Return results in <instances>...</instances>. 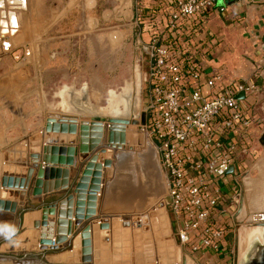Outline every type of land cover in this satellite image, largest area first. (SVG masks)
<instances>
[{
  "label": "crops",
  "instance_id": "obj_1",
  "mask_svg": "<svg viewBox=\"0 0 264 264\" xmlns=\"http://www.w3.org/2000/svg\"><path fill=\"white\" fill-rule=\"evenodd\" d=\"M29 1L18 0L16 4L25 10ZM136 1L55 0L58 4L56 9L51 7L45 17L43 16L46 12L42 13L41 31L37 26L38 21L33 22L37 13L29 14L31 17L27 16L29 24L27 23L24 32L17 36H13L10 30L11 27H17L16 25L19 27V16L13 13L14 23L5 17V23H0V42L11 47L14 45L13 41L19 43L29 40L30 48L27 49L23 65L34 69L36 78H32V82L35 79V82L41 81L42 84L44 81L41 78L44 79L43 76L51 72L55 65L53 62L66 52V46L70 49L69 42L72 37L74 40L79 37V42L73 46L81 43L82 32L77 28L82 26L83 21L92 31L104 24L117 22L112 36L105 41H99L105 42L106 50L113 52L127 44V50L131 54L137 50L141 51L145 40L134 22ZM224 1L227 9L224 12L216 11L208 17L206 23L197 30L194 44L197 47L196 54L203 62L204 79L215 75L221 77L217 81L216 90L234 82L255 84L254 91L243 96L251 108L253 121L250 126L242 127L236 135L233 171L230 172L225 185L223 215L226 214V205L230 199H234L237 205L236 215L240 204L245 212L264 208V0ZM100 2H103L101 7ZM5 7L11 8L7 4ZM70 18L74 19L75 31L69 33L65 21ZM51 30L56 32L53 37ZM35 33L39 34L36 36ZM10 34L12 36L4 39ZM51 38H55L57 43L51 45ZM53 49H56V52ZM122 63L121 65L125 66V62ZM80 65L79 62L77 67ZM65 80L59 82H66ZM73 82H76L75 75ZM65 90H59L55 96L63 98ZM45 121L48 123L47 118ZM47 123L44 131L28 136L26 143L20 146L21 151L13 149L15 144H7L12 137L17 138V131H10V141L7 140L4 144V131L8 133L9 128H0V147L5 146L8 149V152L0 156V166L3 165V169L7 171L4 175L0 174V191L5 190L6 193L0 195V240L1 244L6 245L5 249H0V255H10L1 257L11 260L38 258L45 264H177L178 245L175 237L158 235L152 222L147 224L148 229L145 230L149 235H139V231L135 233L133 218L138 216V213L132 210L129 204L137 203L136 194H133L132 199L129 189L126 191L127 196H124L123 192L116 193L121 189V180L128 183V188L133 179V185L141 182L146 186L149 183L152 194L157 195L161 192L163 176L167 187L158 148L149 139L148 142L145 141L148 144L144 143L136 148L126 144L118 148L117 144L109 141V131L105 128L101 148L85 157L80 153L83 131L80 119L74 116L59 120L57 124ZM46 146L65 149L64 152L55 153L59 158L55 168L61 171L60 175L43 177V185L37 187L38 169L35 168V172L29 177L28 186H15L20 183L21 178L27 177V170L33 166L34 154L38 155L39 164H43L41 159ZM106 147L115 151L113 157L105 155ZM125 147L127 150H124ZM70 149L74 152H69ZM106 159L111 160L110 166L104 165ZM89 162H93L95 168H87ZM83 176L87 177V180L82 194L74 190ZM68 194H73V217L70 218L71 234L68 233V241L55 248H43L40 241L56 235L59 207L51 205L65 199ZM63 210L68 211L69 208L64 206ZM235 215L232 217L233 221L240 222L242 213L234 217ZM114 218H120L118 241H113ZM163 226L169 228L172 233L173 226L169 216L163 219ZM126 235L129 237L127 240L124 239ZM84 241H89V245L83 246ZM53 250L56 251L50 256L48 252ZM218 254L221 253L211 251L192 256L199 259L212 255L215 257ZM83 257H89L90 261H84Z\"/></svg>",
  "mask_w": 264,
  "mask_h": 264
},
{
  "label": "built area",
  "instance_id": "obj_2",
  "mask_svg": "<svg viewBox=\"0 0 264 264\" xmlns=\"http://www.w3.org/2000/svg\"><path fill=\"white\" fill-rule=\"evenodd\" d=\"M136 8L134 22L145 40L141 55L147 56L145 132L159 150L180 248L191 255L221 252L235 138L253 121L238 95L250 94L255 84L216 90L219 75L204 79L194 38L211 14L227 9L224 0H137Z\"/></svg>",
  "mask_w": 264,
  "mask_h": 264
},
{
  "label": "rangeland",
  "instance_id": "obj_3",
  "mask_svg": "<svg viewBox=\"0 0 264 264\" xmlns=\"http://www.w3.org/2000/svg\"><path fill=\"white\" fill-rule=\"evenodd\" d=\"M17 1L0 0V5H2L0 6V23H5V17H8L9 21L14 23L13 13H17L19 16V27L16 25L17 27H11L10 30L13 36H17L24 32V27L28 23L27 16L29 17L32 13H37V18H35L33 22L38 21L37 26L39 27V31H41L42 13L46 12L43 16L45 17L51 7L56 9L58 5L55 0H30L28 2V7L23 10L16 4ZM20 1L24 2V0ZM6 4L11 8L6 9ZM102 4L103 2H100L99 6L101 7ZM30 21L31 20H29V22ZM65 23L66 29H69V33L75 31V28H73L74 19H66ZM81 27L79 29L77 28L78 31L80 30L82 32L81 43L73 46L74 43L79 42V37H76L75 40L74 37H72V39L70 38V49L68 50L66 46V52L62 53L58 60L53 62L55 65L51 68V72L43 76L44 79L41 78V80L44 81L42 84H40L41 81L35 82V79H33L32 82V78H36L34 77V69L27 68L26 65H23L26 59L27 49L30 48L28 46L29 40H23V42L19 43H17L18 41H13L14 45L11 47L5 44L2 45L0 42V54L2 57V60H0V128L1 126H7L6 128H9L8 133L6 130L4 131L5 136L2 138L4 144H6L7 140L10 141V131L12 132V130H15L17 131L15 134L17 138L12 137L13 139L7 142V144H15L13 149L21 151L20 146L26 143L28 136L30 137L37 134V132L44 131V128L48 126L46 125L47 122L45 118H47V124L49 125L52 123L57 124L59 120L63 121L69 117L74 118V116L81 121L85 119L90 121L89 119L93 116V112L107 117L119 118H132V114H134L135 118H139L144 103L147 101L146 84L144 80L146 74L144 64L147 57L146 54L141 55V51L137 49V52L135 51L131 54V52L127 50V44H123V46L110 52L105 49V46H107L105 42L99 43L100 40L105 41L112 36L113 29L117 27V22L115 24V21L104 24L94 31L88 28L85 21H83ZM36 29H33V31H37ZM55 33V31L51 30L52 37ZM11 34L4 37V39H8L12 36ZM38 34L39 33H35L34 35L37 36ZM38 38H40V36ZM50 43L51 45L52 43L55 44L57 40L51 38ZM55 50L53 49L54 52H56ZM79 62L81 65L77 67ZM121 62H125V66H122ZM74 75L76 77V82H73ZM63 79H66V82H59V80ZM63 89H66L63 92V98L55 96L59 90ZM75 92L80 94H75ZM115 127L122 128L123 132L126 133V145L136 148L144 143L148 144L145 142H148L149 139L147 134L139 132L137 125L129 123L124 127H120L119 125ZM124 150H127V147H125ZM6 151L8 152L7 147H0V156L5 154ZM104 153L108 157H113V155H115L114 150ZM6 173L7 171L3 169V165L0 166V174L4 175ZM121 182V189L117 190L116 193L123 192V194H125L124 196H127L129 192L132 199H134L132 197L133 194H136L137 203L129 204V207L138 213V216L136 215L134 218L141 219L143 223L145 218L146 225L152 222V226H155L158 235L173 236L170 229L163 226V219H167L166 211L158 208V204L164 202L167 197V187L164 183L163 176L161 178V192L157 195L152 194L149 183H147L146 186H143L141 182L138 183V185H133V179L128 188V183H126V181L121 180ZM123 207H125L124 203ZM226 207L227 210L224 215V220L227 225V235L224 250L215 257L212 255L209 256V258L199 259L183 251V254L181 253L179 256L183 257L185 255L189 260V264L234 263L238 248L237 238L241 232L245 230L250 231L252 229V227H246L245 224L251 214L245 211L242 212V217L239 219L240 222L237 223V221H233L232 218L237 208L235 200L230 199ZM125 211H123V214ZM134 228L135 233L139 231V233H137L139 235H149V233L145 231L144 225L139 227L140 229L138 227ZM163 239L162 248L164 243ZM1 243L2 241L0 242V249L3 247L5 249L6 245ZM54 251L56 250L48 252L49 255L51 256L54 254ZM43 260L45 261V259ZM0 264L45 263L38 258L11 260L10 258L0 257ZM177 264H181V262Z\"/></svg>",
  "mask_w": 264,
  "mask_h": 264
},
{
  "label": "water",
  "instance_id": "obj_4",
  "mask_svg": "<svg viewBox=\"0 0 264 264\" xmlns=\"http://www.w3.org/2000/svg\"><path fill=\"white\" fill-rule=\"evenodd\" d=\"M2 6V5H0ZM147 51V50H146ZM145 51V52H146ZM0 60H2V57H0ZM144 80L146 82L147 80V74L144 76ZM244 94L240 93L238 95L239 98H243ZM148 101H145L144 106L142 108V111L139 114V118H135V115L132 114V118H119V117H107L105 115H101L99 113L93 112V116L89 119L82 120V133H81V151L80 153L83 156H87L89 153H94L97 150L101 148V141L103 138V134L105 131V128L109 131L108 137L109 141L117 144L118 148H121L123 144L127 143L126 139V133L123 132L122 128L115 127L119 125L120 127H124L127 124H134L137 125L139 132H145V127L147 125V117H148ZM107 125V126H106ZM85 129V130H84ZM57 151L64 152V148H60L57 146L51 147L46 146L43 150L44 156L42 157V165H40L39 157L37 154H34L33 157V166H31L27 170V177L21 178L20 183H16L15 186H19L20 188H24L26 185L28 186L29 183V177L35 172V168H37V179H36V185L37 187H40L43 185V180H41L43 177H53L55 175H60L61 171L57 170L55 168L56 165L59 163V158L55 154ZM107 152H112V148L106 147ZM69 152H74L73 149H70ZM53 153V155H51ZM38 163V164H37ZM112 164L110 159H106L104 162L105 166H110ZM87 168H95V164L93 162H89ZM233 171V168H231L230 172ZM17 180V179H16ZM87 180V177H82L80 179V182L76 185L75 192L78 193H84L85 188V181ZM19 181V180H18ZM97 182H99L97 180ZM14 183V182H13ZM12 183V184H13ZM98 187H96V190ZM51 190V189H50ZM95 190V191H96ZM47 191V190H46ZM5 190L0 191V195H5ZM257 201V200H256ZM170 203V198L167 196L166 200L164 202H160L158 204L159 209H163L166 211L167 216H169L171 222H172V234L175 237L177 241V255H176V262H181V264H189V260L187 257L182 255L183 257H180L179 255L183 251L180 248V238H179V229L175 222L174 216L169 212L168 205ZM73 205V194H68L65 199H62L58 203H54L51 206L59 207L58 211V220L56 221L57 228H56V235L44 238L42 239L41 245H43V248H46L47 246H51L53 248L58 247V245H61L63 243H66L68 241V235L71 234V223L70 218L73 217V212L71 211V207ZM64 206H67L69 208L68 211H64ZM243 205L240 204L239 209L236 213V216L240 215L242 212ZM250 218L247 220L246 227H252L250 231H244L241 232L239 237L237 238V253L235 254V261L233 264H264V208L262 210H252L249 212ZM138 220V221H137ZM114 225L113 228V241H118L119 238H117V234L119 233L118 227L120 226V218H114ZM133 226L134 227H141L144 225V229L147 230L148 226L146 225L144 218V223L141 219L133 218ZM79 221L76 222L78 224ZM55 223H51V225H54ZM38 225V223H36ZM127 225V224H124ZM86 228V230H88ZM254 231H258L259 234L255 235ZM69 233V234H68ZM108 234V232L106 233ZM128 235L124 236V239H128ZM89 245V241H84L83 246ZM1 256H10V255H0ZM14 257V256H11ZM180 257V258H179ZM182 258V259H181ZM84 261H90V258H82Z\"/></svg>",
  "mask_w": 264,
  "mask_h": 264
},
{
  "label": "bare ground",
  "instance_id": "obj_5",
  "mask_svg": "<svg viewBox=\"0 0 264 264\" xmlns=\"http://www.w3.org/2000/svg\"><path fill=\"white\" fill-rule=\"evenodd\" d=\"M3 39V38H2ZM9 43V42H8ZM0 49H1V47H0ZM6 50H8V49H6ZM5 52V51H4ZM0 57H1V54H0ZM130 222V221H129ZM257 233V234H256ZM255 235H258L259 234V232L258 231H255V233H254ZM174 245V244H173Z\"/></svg>",
  "mask_w": 264,
  "mask_h": 264
},
{
  "label": "flooded vegetation",
  "instance_id": "obj_6",
  "mask_svg": "<svg viewBox=\"0 0 264 264\" xmlns=\"http://www.w3.org/2000/svg\"><path fill=\"white\" fill-rule=\"evenodd\" d=\"M241 218V217H240Z\"/></svg>",
  "mask_w": 264,
  "mask_h": 264
}]
</instances>
